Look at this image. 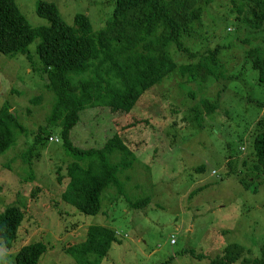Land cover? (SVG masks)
I'll list each match as a JSON object with an SVG mask.
<instances>
[{
	"label": "rangeland",
	"instance_id": "374dc122",
	"mask_svg": "<svg viewBox=\"0 0 264 264\" xmlns=\"http://www.w3.org/2000/svg\"><path fill=\"white\" fill-rule=\"evenodd\" d=\"M16 1L33 27L50 24L37 14L41 0ZM44 1L54 2L69 25L78 13L89 16L95 31L105 27L115 7V0ZM234 9L231 0L205 5L188 43L194 52L221 46L218 77L191 81L177 70L142 96L128 115L84 111L72 132L77 145L102 147L117 132L136 156L119 173L123 191L118 186L105 190L97 215L81 214L62 198L59 177L67 176L72 160L61 127L47 125L55 93L25 56L0 53V108L8 103L24 126L0 154V213L10 205L27 210L12 247L0 239V264H16V253L38 241L48 248L39 264H77L67 249L85 241L92 225L110 227L121 240L102 264H209L232 243L243 245L251 261L263 256L264 175L258 188L253 184L249 189L239 176L251 174L253 138L264 118V85L246 55L249 48L264 49V31L243 24ZM39 42L38 37L30 45L38 65ZM175 55L177 61L183 58ZM202 98L219 104L211 115L203 110L200 126L191 108ZM39 133L31 166L22 155ZM112 160L118 162L119 156ZM144 199V206L134 205ZM193 249L205 259L191 256Z\"/></svg>",
	"mask_w": 264,
	"mask_h": 264
},
{
	"label": "trees",
	"instance_id": "16d2710c",
	"mask_svg": "<svg viewBox=\"0 0 264 264\" xmlns=\"http://www.w3.org/2000/svg\"><path fill=\"white\" fill-rule=\"evenodd\" d=\"M213 1L115 0L112 17L103 29L95 31L89 16L78 13L74 24L69 25L58 6L44 0L39 1L37 14L50 24L33 27L16 0H0V53L10 58L25 56L56 95L47 125L61 127L65 152L72 160L67 176L59 177L64 186L62 198L79 213L99 214L104 191L111 186L121 187L123 191L119 173L130 168L136 159L132 148L117 132L102 147L77 145L72 132L81 124L84 111L92 108L112 115H128L142 96L177 70L191 81L218 77L222 68L221 46L194 52L188 45L195 38V26L202 18L204 6ZM231 1L243 24L264 31V0ZM38 37L39 65L30 50ZM176 53L183 58L177 61ZM246 55L264 85V49L249 48ZM218 104L202 98L191 108L200 126L205 117L203 112L213 114ZM10 109L8 103L0 108V154L15 143L18 132L24 131L17 113ZM257 126L253 138L256 162L250 166L248 177L239 176L246 189L253 184L258 188L256 182L264 175V118ZM40 138L39 133L30 151L22 155L31 166ZM113 155L119 156L118 162L112 160ZM204 169L202 166L198 171ZM147 202L144 199L134 205L142 207ZM26 215L27 210L17 205H10L0 213V239L8 247L17 239ZM115 243H121L115 230L92 225L85 241L70 246L67 251L77 264H102ZM47 249L42 241L27 244L16 253L15 262L39 264ZM244 253L243 245L232 243L225 247L224 254L211 258L209 264H264V253L254 261L245 258ZM190 255L197 260L206 257L195 249Z\"/></svg>",
	"mask_w": 264,
	"mask_h": 264
}]
</instances>
